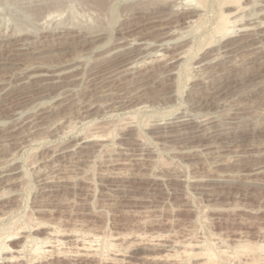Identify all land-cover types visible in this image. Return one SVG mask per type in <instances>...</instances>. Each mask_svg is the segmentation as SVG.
<instances>
[{
	"label": "rangeland",
	"instance_id": "obj_1",
	"mask_svg": "<svg viewBox=\"0 0 264 264\" xmlns=\"http://www.w3.org/2000/svg\"><path fill=\"white\" fill-rule=\"evenodd\" d=\"M226 1L53 0L44 5L41 0H0V92L13 88L7 102L0 100V166L16 161L20 172L16 183L0 186V264H205L207 251L214 255L212 264H264V172L247 179L240 170L245 162L249 169L264 167L261 133L253 132L264 126V82L250 84L240 90L246 97L235 94L229 101L250 108L242 115L251 122L230 123L229 112L222 109L226 100L213 110L196 103L199 89L211 81L201 64L215 61L224 45L240 40L242 26L264 20L259 12L264 0H242L247 7L240 14L243 20L232 37L222 38L215 31L221 12L230 13ZM138 12L143 14L134 18ZM96 30L107 35L89 46L23 51L29 53L24 58L8 51L39 31ZM122 48L132 55L110 80L99 81V89L116 95L115 101L108 100L112 105L94 115L79 114L92 67ZM178 51L185 58L174 65L172 85L149 89L123 107L115 104L127 80L162 70L161 56L171 60ZM243 66L242 72L251 68ZM45 73L52 77L33 79ZM32 81L42 83L41 88L17 98L18 85ZM50 109V121H61V126L57 132L34 134L37 115ZM207 116L216 117L218 128L230 135L224 148L212 149L217 154L199 142L197 126ZM21 121L26 136L17 144L5 131ZM245 127H254L253 135L245 136ZM93 135L104 140L91 146L76 173L71 172L58 155ZM57 171L69 179L52 192L58 183L44 185V180L57 181L62 176ZM208 171L225 176L227 183L225 177L220 185L200 182Z\"/></svg>",
	"mask_w": 264,
	"mask_h": 264
},
{
	"label": "bare ground",
	"instance_id": "obj_2",
	"mask_svg": "<svg viewBox=\"0 0 264 264\" xmlns=\"http://www.w3.org/2000/svg\"><path fill=\"white\" fill-rule=\"evenodd\" d=\"M41 1L44 2L43 3L44 5H48L50 3L49 1H53V0H41ZM241 2H242V0H227L226 1V3L229 4V5H227L226 8L229 9L228 11H230V13H226L225 11H222L221 12L220 17H219V20H218L217 25H216V31H215V33L218 34V35H221L222 38L223 37L226 38L230 34L231 35L229 37H232L233 33H235V31H234L235 25L238 24L239 21H242L243 20V18L240 17V14L242 12H244L245 9H247V7L243 6V4ZM245 3H244V5H245ZM247 5H249V4H246V6ZM262 7H264V5ZM196 12L197 11H193V13H196ZM259 12H262V14L264 16V10L263 11L261 10ZM141 14H143V13H140V12L136 13L135 16H134V18H137V19L140 18V15ZM166 15L167 14H163L161 16L166 17ZM260 16H262V15H260ZM192 17H197L198 18L199 15H196V14L194 15L193 14ZM263 21L261 23H257V20H256V23H254V22L251 23L249 21L250 22L249 24L247 23V25H244V26L241 27V29H239V30H241L240 32H242L244 34V35H242L241 39L239 37L240 40L234 42L233 44L231 42L230 43L231 45H224L222 47V51H221L219 57L218 58L216 57L217 59L215 61H211L209 63L203 62V64H201V68L203 69L204 72H206V74H208V76L211 78V79L209 78L211 81H209V83H206L205 82L206 85L205 84H204L205 86L202 85L203 87H201L199 89V93L196 95V97H198V99H196V103L205 102L207 106L211 107V109H212V107L219 109V107L220 108L223 107V106H221V104H222L223 101L226 100L225 101L226 102L225 103L226 105H224V107L222 109L223 110L225 109L226 111L229 112L227 114V116H225V117H227V120H229L230 123H232L231 121H235V120H237V121L239 120V122L240 121L241 122L244 121V123H245V120H250L246 116L244 118L243 115H242V114H245V113L248 114L250 108H248V107L246 108L245 105H244L245 107L243 108V107L240 106V103H239V106L233 105L234 102H232V101L229 102L230 99L235 94H239V97L240 96H243V98H244V97H246V95H245L246 92L240 93L241 92L240 90L243 91L247 86H250V84H251V86H252V84L256 85V82H258L259 80H261L260 82H264V25H263L264 22ZM186 23H188V22H186ZM235 30H237V29H235ZM238 32L239 31H237V33ZM236 34H234V36ZM23 35L24 36H28L27 33H24ZM106 35H107V33L104 32V30H96V31H91V32H81V31L80 32H78V31L77 32L76 31H63V32H60L59 31V32H53V33L52 32H47V31H39L36 36H33V38H32L33 40H29V41H25V42H22L21 41L22 44H19L21 42L18 41L19 43H17V44L14 43L11 46L9 45L10 46V49L8 51L10 52L11 55H13L14 53H17V55H19L21 57L23 56V58H24V57H27L28 54L31 51L32 52H35L34 54H39V53L45 52V51H47L49 49H55V48H57V49L65 50V49H67L69 47H76V46H83V45H88L89 46V44H92L93 45V44H95L97 42H100L103 39H105V36ZM24 40H26V39H23V41ZM179 47H181V46H179ZM129 48H130V46H129ZM129 48H127V49H123L122 48V50H120V51L118 49V51L121 52V53L118 52V53H114L113 55H109V57H106L107 59L101 60L97 65H95L94 67H92V74L91 75L93 76V78H91V80L89 82L90 84H88V86L84 90V95H85L84 96V100L81 102V104L77 108V112L79 114H83V115L85 114L87 116L94 115L97 112L103 110V108H107V106H109L110 103H112V101H115L113 99L115 98L114 96H116V95L113 96V95H111V93L110 94H107L104 90L103 91L100 90L99 89L100 88L99 85H100L101 82L103 84V82L105 83V81H107L108 79L110 80L111 76H109V75L113 74L114 71L118 70V68L120 67V64L123 61H125V59H127L129 56L132 55L131 52L130 53H127V51L130 50ZM23 51H25V52L28 51L29 53H21ZM113 52L114 51H112V53ZM178 52L173 53V55L171 54L173 56V58L171 60H167V55H162V56L160 55L162 57V60H160V61L162 62L163 61V58H164V62H165V65H163V67H161L162 70H159V71H151V70L150 71H147L146 70V71H143L144 73H142V74L140 73V75L133 76V78H130L129 80H127L124 83L125 85L122 84V85H124L123 86V89H122V94L120 93L121 95H120L119 99L117 98L118 101L116 100V103L115 102L114 103L115 104H118V107H123L126 104L128 105V103H130L131 101H133V99L136 98L137 96H142L145 93H147V91H149V89H154L155 90V88L156 89L157 88H161V86L172 85V80H173V77H174V75L176 73L173 70V68H176V66H174V65H176L177 63H179L181 60H183L185 58L183 56V54H184L183 51H182L183 53L181 51H180L181 53L180 52L178 53ZM132 53H134V52H132ZM17 55L15 54V56H17ZM158 57L159 56H157V58ZM21 60H23V59H21ZM155 60H156V58H155ZM240 64H242V66L244 65L243 68L244 67L246 68L245 65L251 66V68H250L251 70L249 69L250 71L248 70L246 72H242L241 69H240L242 66H240ZM239 66H240V68H239ZM138 69H140V68H138ZM246 70H247V68H246ZM64 72H66V71H64ZM65 74H67V73H65ZM53 75L55 76V74H53ZM41 77H52V75L51 74H48V73L47 74L45 73V75L42 74L41 76H38V77L35 76L33 79L41 78ZM113 77L114 76H112V78ZM262 79H263V81H262ZM56 80H57V78H56ZM61 80H63V79H61ZM99 81H101V82H99ZM63 82H64V80L63 81H58L57 84L63 83ZM108 82H110V81H108ZM108 82H106V83H108ZM260 82H258V84ZM44 83H47V82H44ZM39 84L37 82H34V81L30 82L27 86H25L23 84H19L18 85V88L16 89V92L18 94L17 98L19 96H24V95L28 94L29 92L31 93L32 91H35L37 89H40L41 88L40 85L42 83L40 85ZM254 85H253V87H254ZM262 86H260V87H262ZM12 89H13L12 87H5V88H3L2 91L0 92V96H1V99L0 100L1 101H6V100L10 99L9 98L10 96H9L8 93ZM248 92H250V91H248ZM108 100H110V101H108ZM10 101H9V103H10ZM17 101H19V100H17ZM107 101L110 102V103H106ZM2 105H4V103ZM3 107H6V105L5 106H2L1 108H3ZM51 109L48 110L47 112L39 113L37 115L36 120L34 122L31 121V122H33L32 123V129L34 130V134L36 133V131H40V130H43V129H47L49 132H53V131H56L57 128L61 126V124H62L61 121L59 123H58V121H57V123H52L50 121L51 118H52V115H53L52 114L53 112H52ZM82 118H84V117H82ZM229 121H228V123H229ZM189 122L186 123L188 126L192 124V123L190 124ZM250 122H251V120H250ZM179 124L181 125V123H179ZM184 126H185V124H184ZM184 126H183V128H184ZM188 126H186V127H188ZM243 126H246V124L243 125ZM243 126L241 125V128ZM24 127H25V123L23 121H21L20 123L18 122L17 124L13 125V127L11 129L6 130L5 133L7 134V136L9 138H11L13 140L23 139L22 137L23 136H26V135H23V133H25L24 132V129H23ZM197 127H198V130L197 129H195V130H197V133H199V135H200V139L201 140L199 139L200 140L199 142L201 144H203V143H206L207 144L208 143L207 145H205V149H209L210 150L209 154H217V153H219V150H216L215 151V150H212V149L224 148V143H226V140H229V137H230L229 133L226 132V131L224 132L223 130H221L220 128H218L220 126H217V119H216V117H212V116L204 117V120H202L201 122H199V124H198ZM246 127H245V130H244V132L246 133L245 136H251V135H253V133H251V132L249 133V131L251 129L248 130V129H246ZM253 128H252V130H253ZM184 130H185V128H184ZM186 130H188V129H186ZM257 130H259L260 133H261L260 138L258 139L259 140L258 142L260 144L261 143H264V126L257 127L255 130H253V132L255 133V132H257ZM255 135H256V133H255ZM240 136L242 137V134ZM99 137L93 135L88 140H84L82 142H77V143H75V144H73V145H71L69 147L67 146L66 148H64L63 150H61L62 152L58 156H60L63 159V161H66V165L68 166V168H71V170H70L71 172H75L79 168L78 167V164L80 162H83V160L88 157V151L87 150L90 149L91 146H94V145H96V144H98V143H100L101 141L104 140V139L102 140L103 137L102 138L101 137L99 138ZM257 137H259V136H257ZM232 138H234V136ZM192 139H194V137ZM256 140H257V138H256ZM197 141H198V139H197ZM235 141H236V139H235ZM18 142L19 143H17V144H21L22 143L21 140H18ZM258 142H257V144H258ZM100 145H101V143H100ZM260 146H258V147H260ZM54 157H57V156H54ZM245 157H246V155H245ZM248 158H250V156H248ZM16 163H18V162L15 161V164ZM15 164L14 163H11L10 165L8 164L7 166H4V167H1L0 166V186L2 184H4V183H5V185L6 184L7 185H11V184L17 182V181L15 182V180H16L15 177L20 172L18 171L19 170L18 168H14V165ZM118 164L121 165L122 163L121 164L118 163ZM64 165H65V163H64ZM248 165L246 164V162H245V164H243V163L240 164V170L243 173V176L248 177L247 179H249L252 176H255V175H258V174L264 172V167H261L260 166V168H256V169H253L252 168V169H249L251 166L249 165V168H248ZM61 167H62V165H61ZM65 170H67V168ZM207 174L208 175L205 178H202V179L200 178L199 181L200 182H215V183L218 182L219 184H216V185H220V182H224L225 179H226L225 176L219 175V173H218V175H216V174L208 171ZM60 175H62V176L60 178L57 177L58 178L57 181H52V179H50L51 177L50 178H46V179L44 178L45 179V180L43 179L44 180V185H50V184H53V183H58V185L56 187H58L59 189L53 186L56 189H53V187H52V192L53 191H59L61 188H64L65 187V184L68 182L67 179H69V178H67V179L65 178V176L68 175V174L67 173H63V174H60ZM47 177H49V176H47ZM67 177H69V176H67ZM224 177H225V179H224ZM246 177H244V178L246 179ZM234 178L236 179V177H234ZM227 179H226V183H227ZM166 180H169V179H166ZM230 180H231V178H230ZM199 181H197V182H199ZM245 181L246 180H244V182ZM231 182L233 183V181H231ZM247 182L249 184L251 181L248 180ZM212 185L214 186V184H212ZM208 188H209V186H208ZM204 189H206V188H204ZM219 189H221V188H219ZM215 191H217V190H215ZM211 192H212V190H211ZM211 192H210V194H211ZM220 192H222V191L220 190ZM220 194H222V193H220ZM14 235H13V237H14ZM17 235L18 234H16L15 237H17ZM56 241H57L56 244L62 243V242H60V240H56ZM89 244H90V242H89ZM42 245H44L43 242H42ZM108 246L109 247L110 246L112 247L113 245L109 244ZM5 247H6V245H5ZM91 247L92 246H88V248H91ZM4 248L2 247L3 250L6 249V250H9L10 251L9 248H7V247L5 249ZM189 248H191V247H189ZM37 250H38V248H37ZM189 251L191 252L193 250L190 249ZM190 252H188V253H190ZM39 253H41V252L39 251ZM195 253H196V251H195ZM212 254L213 253H211L209 251H207V253H205V256H206L205 257V264H206V262H207V264H210V263L212 264V262L215 261L214 255H212ZM202 256H204V255H202ZM191 257H192V255H191Z\"/></svg>",
	"mask_w": 264,
	"mask_h": 264
}]
</instances>
